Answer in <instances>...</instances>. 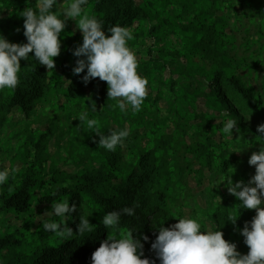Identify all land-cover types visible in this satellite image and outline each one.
<instances>
[{
	"label": "trees",
	"instance_id": "16d2710c",
	"mask_svg": "<svg viewBox=\"0 0 264 264\" xmlns=\"http://www.w3.org/2000/svg\"><path fill=\"white\" fill-rule=\"evenodd\" d=\"M35 4L0 0V34L26 43L20 12ZM84 12L106 32L115 25L133 31L129 46L149 94L140 112L124 113L108 98L107 82L97 77L86 84L87 69L74 74L73 51L83 36L71 19L53 71L34 57L21 60L18 86L0 91V165L17 169L0 186L2 264H92L108 235L129 230L143 244L141 258L160 264L151 248L158 228L185 216L202 231L220 229L247 254L241 230L256 212L241 209L220 181L232 175L247 184L249 151L264 144L248 119L264 115V0H88ZM93 102L89 116L102 133L130 130L123 148H99V134L80 125L78 113ZM228 118L238 123L232 137L222 134ZM64 199L77 206L68 226L76 232L79 216L92 214L94 232L65 240L43 230L42 219L59 220L43 214ZM124 207H135V215H122L118 229L100 223ZM230 217L238 218L235 225Z\"/></svg>",
	"mask_w": 264,
	"mask_h": 264
},
{
	"label": "clouds",
	"instance_id": "9594fccd",
	"mask_svg": "<svg viewBox=\"0 0 264 264\" xmlns=\"http://www.w3.org/2000/svg\"><path fill=\"white\" fill-rule=\"evenodd\" d=\"M65 3L67 6H64ZM88 0H36L35 8L26 7L20 12L24 17V36L26 43L9 42L0 34V91L14 90L19 84L21 60L34 57L39 65L46 66L51 71L55 67V57L61 53V33L71 19L82 32L83 42L78 45L73 54L78 57L74 74H80L87 69L82 77L87 84L94 78L107 82L109 99L116 101L121 112L129 109L140 112L148 96V80L138 73L139 61L135 52L130 48L129 41L134 39L133 31L125 26L115 25L104 30L102 22L85 14L84 9ZM56 11H53V9ZM58 11L60 14H58ZM19 31V29H17ZM110 33V35H109ZM29 53H34L30 56ZM89 110L96 112V104L78 113L80 125L98 133L99 148L115 152L123 148L130 135L128 128L109 131L105 135L100 131L99 121L90 118ZM237 120L228 118L222 128V134L232 137L233 129L239 132ZM258 137L264 140V124L257 128ZM259 151L253 152L248 160L249 165L255 166V175L245 184L243 181L233 182L232 175L222 179L227 181V190L240 201L241 209H254L256 215L241 230L245 244L249 247L247 254L237 251V246L224 238L219 230H201L197 219L184 218L170 227L160 226L151 248L159 258L160 264H264V144ZM17 169L0 165V186L14 178ZM219 183V184H220ZM254 185V186H253ZM77 211L76 204L64 199L52 203V210L46 216H55L59 220L42 219V228L61 239H71L74 235H84L95 231V225L88 217L92 214L80 215L74 232L68 226L67 220H72ZM122 215L134 216L135 207H124L119 211H110L103 215L100 223L106 229H118ZM238 218L230 217L233 225ZM144 240L148 237L144 236ZM143 244L133 232H120L119 237L108 235L100 246L92 253V264H155L154 260L141 258ZM2 264V261H0Z\"/></svg>",
	"mask_w": 264,
	"mask_h": 264
},
{
	"label": "rangeland",
	"instance_id": "374dc122",
	"mask_svg": "<svg viewBox=\"0 0 264 264\" xmlns=\"http://www.w3.org/2000/svg\"><path fill=\"white\" fill-rule=\"evenodd\" d=\"M140 0H137V2H139ZM257 5H259V2H257L256 3V6ZM255 29L253 28L252 29V31H254ZM264 30V29H263ZM262 42H264V39L262 40ZM63 101V98L61 97V98H59V102H62ZM39 108H40V106H39ZM48 108L49 107H47L46 108V110H48ZM252 113H258V112H252ZM256 116H248V119H249V124L251 125V127L252 128H254V129H256L257 130V128H258V126L260 125V124H264V115H260V114H255ZM22 117H23V115L21 114V113H15L14 114V116L12 117L13 118V120L14 121H20L21 119H22ZM34 117H36V114L34 115ZM50 147L52 148L53 146L52 145H50ZM233 147H234V150H235V152L239 155H241L242 154V150H241V148L240 147H238L237 145H235V144H233ZM257 150H255V149H251L250 151H249V154H248V152H245V154H248V159L250 158V156H251V154L253 153V152H256ZM1 159L3 160V157H1ZM6 160V159H5ZM7 164H8V162L7 161H4V163H3V165L4 166H7ZM68 169H69V171H70V169L71 168H69L68 167ZM250 169H251V171H252V173H251V177L253 176V175H255V166H252V165H250ZM254 186V185H253ZM214 187H212V189H213ZM222 189H223V191H224V187L222 186ZM220 201V199L218 198L217 199V202H219ZM200 203H203L202 202V200H200ZM261 207H264V203H262V205H261ZM187 213H189V210H187L186 211ZM43 216H46V215H44L43 214Z\"/></svg>",
	"mask_w": 264,
	"mask_h": 264
}]
</instances>
